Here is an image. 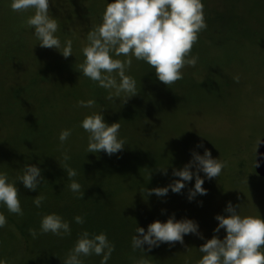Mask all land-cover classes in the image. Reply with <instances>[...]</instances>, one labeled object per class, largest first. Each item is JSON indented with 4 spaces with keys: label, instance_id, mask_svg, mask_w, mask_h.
<instances>
[{
    "label": "rangeland",
    "instance_id": "374dc122",
    "mask_svg": "<svg viewBox=\"0 0 264 264\" xmlns=\"http://www.w3.org/2000/svg\"><path fill=\"white\" fill-rule=\"evenodd\" d=\"M108 2H111V0H108ZM10 3L11 0H0V50L2 49L0 53L4 55L3 62H1V67L4 70L3 72L0 70V171L6 172L10 180H14L19 175L12 172L18 170L20 164L40 163L42 166H50L49 164L55 161L61 164V168L66 163L69 167L75 169L77 176L73 177L74 180L79 181L83 177L82 181L85 182L82 184L81 191H84V195L96 187L93 193L104 197V199L106 197L112 198L117 195L121 196L125 191H128V185L136 187V185L143 183L142 180L137 179L140 176L136 175L137 178H133V175H135L134 170L141 169L139 165L149 161L150 158L166 166L162 169L157 168L155 172L152 170V173L148 168L143 169L141 173L151 176L158 175L161 184L159 187H166L175 180L180 179L173 176V169L179 170L185 164H188L192 159L193 151L203 155L206 148L213 158H219L223 161H227L226 159L230 155L234 156L235 149H232V142L246 132L242 128L243 123L244 128H250L251 119H254V145L257 139L262 136L261 132L264 128V91L258 86L256 92L250 93L249 97L252 98L244 101V95H239L238 92L233 97H228L225 100L213 99L200 93H192L190 97L192 99L188 105L183 104L176 108L175 113L178 115H176L175 122L171 125L162 124L163 126L159 132L161 133L159 134V140L162 143L157 142L160 147L157 149L158 152H153L150 149L149 141H147L148 144H143L144 142L138 138L140 132L136 133L135 131V127L144 129V127L148 128L153 125L154 122L163 121L164 118L160 117L161 114L158 116L156 107L150 106V108L139 111L118 114L116 117L112 116L115 113H111L112 115L110 113L103 114L108 124L113 122L120 124L119 135L125 140L126 144L122 151L112 156H108L103 151L86 153L87 133L79 127L80 121L96 110L110 111L111 109L112 111V101L105 99L106 90L101 94L92 109L76 106L79 100L86 101L90 97L88 88H81V83L87 80L79 72V65L84 61L81 50L88 43L86 39L88 32L102 23L106 0H52V2L50 0V14L57 19L59 24L57 36L62 44L66 40L72 42L73 55L68 58H64L55 49L40 47L37 44L38 41L32 35L31 29L26 27V20L32 14V10L24 13L13 12ZM77 4L82 6L83 9H80V6L77 8ZM82 15L86 18L80 17ZM28 30L32 37L29 38L30 43H28V37L30 36ZM254 62L260 63L258 55L254 54ZM73 63L75 64L73 67L76 68L74 70L67 66V64ZM61 65H64V67H57ZM139 66V61L135 59L126 74L135 79L142 72H139ZM69 69L71 70L70 76L76 78L78 82L76 85L67 81L68 75H64V73H68L67 70ZM152 76V78L145 81L142 80L144 82H140V85L143 86L144 84L145 86L150 83L158 88L165 86L156 78L155 70H153ZM32 78L36 79L45 92L38 91L36 95L45 98L27 100L26 96L17 92L14 86H21L20 84H25L28 79ZM255 85H258L256 80ZM59 88H63L65 93L68 91L67 95L76 92L80 96L77 100L72 97L69 104L65 101L58 104L54 101L58 96L53 95L54 99H51L48 98L47 94H52V91L56 92ZM53 94L55 93L53 92ZM140 98L141 96L136 94L128 98L127 101H138ZM66 99L70 100L67 97ZM116 102H124V100L120 98L114 100V104ZM249 106H252V108L248 116L245 113L249 111L247 109ZM225 117L231 120L232 127L227 126L229 120ZM249 117L250 119H247ZM158 119L159 121H157ZM62 129H72V134L64 147L60 148L58 136ZM246 133L250 136L249 132ZM249 136L246 137L249 138ZM199 144H202L203 147H197ZM166 145L169 147H163ZM162 148H165L167 152L163 151ZM65 151L70 156V159L66 162L63 160ZM34 156H40V159H32ZM227 163L228 167L222 171L218 178L209 180L204 178V173H197L204 179L202 187L207 190L206 195H197L191 202L188 200L189 190L195 184L194 175L191 181L185 182V187L180 193H173L170 190L163 197H157L154 193L152 196L150 195V198L146 200L148 208L159 212V210H165L166 206L167 209L170 208L173 200L189 206V211L190 209L195 210L192 217L197 219L196 223L205 216L212 220L214 226L211 227L209 233L202 235L198 229L202 237L205 236L207 240L214 235L223 239L226 235L224 229H221L219 233H214L213 230L218 224L215 216L217 214L227 215L225 208L229 202L234 207L240 206V215L242 216H261L264 218V179L252 181L244 175L245 173H242L243 175H240L238 180L225 176L227 171L233 168L232 162L227 161ZM92 164H94L93 168ZM92 171L96 175V180ZM190 171L195 173L196 169L193 167ZM16 186L19 190L20 202H22L20 192L26 190V188L19 182ZM132 190H136V188ZM62 194L77 196V194L71 191L67 193L65 190ZM138 202L136 199L127 202L130 210L129 218L132 222L142 217V208ZM237 211H239V208H237ZM0 212L6 218L11 216V213L3 206H0ZM16 220L17 222L24 221V218L19 217ZM10 225L9 223L4 228H0V243L3 248L14 247L17 240L21 243L26 241L22 239L21 231L17 228L13 229ZM15 229L16 232L14 233L13 230ZM13 236H15V240H13ZM184 238L183 249L190 244L189 238L198 239L197 246L199 244L201 246L206 242L205 240V242L200 243V239L203 240V238L196 234H187V237L184 236ZM36 239H33L31 245L34 244L33 242ZM167 257L168 255L164 254L159 263H176L174 260L173 262L170 259L167 260ZM2 260L5 264L12 263V258H2ZM86 263L87 261L84 260V264ZM177 263L183 264V260L180 259Z\"/></svg>",
    "mask_w": 264,
    "mask_h": 264
},
{
    "label": "clouds",
    "instance_id": "9594fccd",
    "mask_svg": "<svg viewBox=\"0 0 264 264\" xmlns=\"http://www.w3.org/2000/svg\"><path fill=\"white\" fill-rule=\"evenodd\" d=\"M52 2V0H51ZM50 0H11L10 8L13 12L24 13L32 10L26 20V27L31 29L32 35L40 47L57 50L64 58L72 53V42H61L57 36L59 24L50 14ZM202 0H106V7L102 15V23L95 26L87 34V44L82 48L84 61L79 65V72L92 81L97 87L106 90L105 99L114 101L136 95V80L127 75L132 65V59L144 61L155 70L156 78L170 86L183 78L182 69L186 66L195 67L198 56L192 55V47L198 41L199 33L207 28L204 18ZM124 56L122 61L114 57ZM170 88V87H169ZM94 99L79 100L78 108L92 109ZM87 133L86 153L103 151L112 156L122 151L126 142L119 135L120 124H108L100 112L86 115L79 123ZM72 134V129H62L58 140L63 148ZM262 138V137H261ZM261 138L257 139V145ZM197 147H203L202 144ZM257 148L255 152V157ZM70 156L65 151L63 160ZM256 163V161H255ZM196 172L190 171L192 168ZM228 167L227 161L213 158L205 148L203 155L193 151L192 159L182 169H173V176L180 179L166 187L144 189L147 195L153 193L157 197L166 196L168 191L180 193L185 182L191 181L195 175V184L189 190L188 200L191 202L197 195H206L207 190L202 187L204 179L197 173H204V178H218ZM70 183L68 189L82 199L84 191L82 185L73 179L77 171L66 163L63 166ZM166 174V172H165ZM44 181L41 169L34 164H25L22 174L10 180L6 172L0 171V206L11 214L23 216V209L19 199L17 183L30 190L36 191ZM46 197L38 194L33 199L35 207L40 208ZM239 208V211H237ZM227 215L217 214L218 221L214 233L224 229L223 239L214 235L199 247L202 254L197 264H264V218L261 216H242L240 206H233L229 202L225 208ZM78 225L85 223L82 215L73 217ZM7 224L6 216L0 212V228ZM199 225L192 219H175L170 216L165 222L156 220L147 226L136 227L131 237L133 251L141 250L144 256L135 264H148L145 251L159 247L162 243L173 245L176 242L183 244L187 234L201 235ZM32 238L38 235L52 234L59 238L69 237L72 234L69 221L57 213L46 214L41 217L39 231L30 229ZM201 238H203L201 236ZM147 245V249L144 248ZM115 244L109 240L105 232L90 233L83 230L79 233L73 247L67 253L63 264H84V259L90 256H99L100 264H108ZM0 264H5L0 260Z\"/></svg>",
    "mask_w": 264,
    "mask_h": 264
},
{
    "label": "trees",
    "instance_id": "16d2710c",
    "mask_svg": "<svg viewBox=\"0 0 264 264\" xmlns=\"http://www.w3.org/2000/svg\"><path fill=\"white\" fill-rule=\"evenodd\" d=\"M202 2L207 28L199 33L198 41L192 47L191 54L198 56L196 66H186L182 69L183 78L170 85V88L166 85L163 88H158L150 83L145 86L144 84L143 86L140 85V82L153 77L154 69L144 61H139L140 66L138 69L139 72H142L135 79L136 94L141 96V98L138 101L129 100L116 102L115 104L112 101V111L111 109L110 111H103V114L115 113L111 115L116 117L118 114H127L132 111L150 108V106L156 107L158 116L161 114L160 117L164 118L162 122H154L152 123L153 125L148 128L144 127V129L135 127L136 133L140 132L138 138L144 142L143 144H148L147 141H149L150 144L148 145L153 152L160 148L157 142L162 143L159 140L162 124L171 125L175 122L176 115H178L175 113L176 108L183 104L188 105L192 99L190 98L192 93H200L213 99L225 100L228 97H233L238 92L239 95H244V101L252 98L249 97L250 93L256 92L258 86L264 91V0H202ZM79 6L78 4L76 5L77 8ZM80 7V9H83L82 6ZM80 17L86 18L84 15ZM28 34L30 35L29 30ZM30 37L31 35L28 37V43H30ZM254 54L260 57V63L254 62ZM0 56H2L0 59V70L3 72L4 69L1 67V62H3L4 55L0 53ZM115 58L125 59L122 56ZM134 60L135 58L132 59V61ZM74 65V63L67 64L73 70L76 69L73 67ZM57 67L62 68L64 65ZM69 70L64 75H68L67 81L76 85L78 82L76 78L74 79V77L70 76L71 70ZM255 80L258 81V85H255ZM259 81H261L260 84ZM23 84L14 87L18 93L26 96L27 100L45 98L44 96L38 97L36 95L38 91L44 92V88L40 87L36 79H28L27 83ZM81 85V88H88L89 99H94L96 103L105 90L97 87L89 79L82 82ZM60 88L56 92L52 91V94H47L48 98L54 99L53 95H55L58 98L54 99V101L58 104H61L62 101L69 104L72 101V97L77 100L80 96L76 92L67 95L68 91L65 93L63 88ZM66 97L70 100H67ZM251 108L252 106L247 108L249 111H246V115L249 116ZM100 111L102 110L93 112ZM225 118L229 120L227 117ZM247 119H250V117ZM230 121L227 123L228 127L233 126ZM243 125L242 128L249 132L250 136L244 132L243 136H239L232 142V149H235L234 156L230 155L226 160L233 163V168L228 170L225 176L238 180L240 179L239 176L245 173L244 175L252 179V181H259L264 179V177L260 176L256 170L255 152L259 144L257 145L256 141L254 145V119H251L250 128H244ZM262 131L261 137L263 138L264 128ZM246 136H249V138ZM162 150L167 152L165 148H162ZM32 159H40V156H34ZM157 162V160L150 158L149 161L139 165L141 169L134 170L135 175L132 177L137 178L136 175L140 176L137 179L142 180L143 183L136 185V187L128 185L127 188L129 190L125 191L123 195H117L112 198L106 197L105 199L93 193L96 187L83 195L82 199H78L76 195L62 194L64 190L69 193L68 184L70 181L66 177L64 169L61 168V164L55 161L51 162L50 166H42L40 163L34 164L41 169L44 181L36 191L21 190L23 216L12 214L7 216V224L10 223L13 229H19L22 239L26 241L21 243L17 240L15 248L12 246L3 248L0 243V260L2 258H12L11 264H63L79 233L87 230L90 233L105 232L109 240L115 244V251L112 253L108 264H135L137 260L144 256L141 250L133 251L131 247V237L134 235L137 226L143 227L146 231L150 223L156 220L165 222L173 214L177 220L188 218L195 222L197 221V219L192 217V213L195 210L190 209V212L189 206L183 205L177 200L171 201L170 208L167 209L166 206L165 210H159V212L148 208L146 200L150 198V195H147L144 189L157 188L161 184L158 180V175H143L141 172L143 169L148 168L150 173H152V170L155 172L157 168L162 169L166 166ZM24 165L20 164L18 170H14L12 173L22 174ZM93 166L94 164H92V168ZM92 174L95 175L94 171H92ZM82 180L83 177L77 182L82 185L85 182ZM135 188L137 191L132 190ZM38 194L46 197L40 208L35 207L33 204V199ZM135 199L141 205L142 217L132 222L129 218L130 210L127 202ZM50 213H57L69 221L72 229L71 236L59 238L50 233L38 235L36 241L33 242L34 244L31 245L34 238L32 239L29 230L35 229L39 231L41 217ZM76 215L84 216L85 223L83 225H78L73 221V217ZM17 217H23L24 221L17 222ZM197 224L202 235L209 233L211 227L214 226L212 220L206 216L201 221H198ZM13 231L15 233L16 229ZM185 236L187 237V235ZM12 238L15 240V236ZM205 240L207 238L204 236L203 240L200 239V243L205 242ZM197 241L198 239L189 238L190 244L184 249L179 242L173 245L162 243L159 247L145 251V258L148 264H160L161 257L166 254L168 255L167 260L170 259L171 262L174 260L176 262L174 264H178L177 261L180 259L183 260V264H197V261L202 256L198 250L200 244L199 246L196 245ZM144 248L147 249V245H144ZM100 259L101 257L95 255L84 258L87 261L86 264H100Z\"/></svg>",
    "mask_w": 264,
    "mask_h": 264
},
{
    "label": "water",
    "instance_id": "95a60500",
    "mask_svg": "<svg viewBox=\"0 0 264 264\" xmlns=\"http://www.w3.org/2000/svg\"><path fill=\"white\" fill-rule=\"evenodd\" d=\"M261 141L257 149L256 170L260 176L264 177V137Z\"/></svg>",
    "mask_w": 264,
    "mask_h": 264
}]
</instances>
